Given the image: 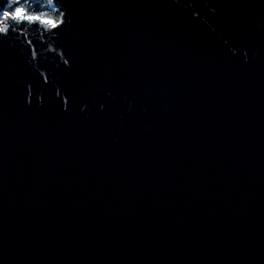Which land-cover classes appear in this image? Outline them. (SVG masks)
I'll return each mask as SVG.
<instances>
[{
    "label": "water",
    "instance_id": "95a60500",
    "mask_svg": "<svg viewBox=\"0 0 264 264\" xmlns=\"http://www.w3.org/2000/svg\"><path fill=\"white\" fill-rule=\"evenodd\" d=\"M0 0V264H264V0Z\"/></svg>",
    "mask_w": 264,
    "mask_h": 264
},
{
    "label": "trees",
    "instance_id": "16d2710c",
    "mask_svg": "<svg viewBox=\"0 0 264 264\" xmlns=\"http://www.w3.org/2000/svg\"><path fill=\"white\" fill-rule=\"evenodd\" d=\"M17 10H23L26 16H39L54 23L60 19V12L53 7L52 0H11L6 12L14 13Z\"/></svg>",
    "mask_w": 264,
    "mask_h": 264
},
{
    "label": "rangeland",
    "instance_id": "374dc122",
    "mask_svg": "<svg viewBox=\"0 0 264 264\" xmlns=\"http://www.w3.org/2000/svg\"><path fill=\"white\" fill-rule=\"evenodd\" d=\"M54 7V5H53ZM55 8V7H54ZM56 9V8H55ZM23 10H17L16 12L14 13H11L10 11H7L5 14H4V18H7V16H12L14 18H19L20 16H22L23 14ZM27 17H30L29 15ZM33 18H41L39 16H36V17H33ZM45 22H50L48 19H43ZM51 24H53L54 22H50Z\"/></svg>",
    "mask_w": 264,
    "mask_h": 264
}]
</instances>
